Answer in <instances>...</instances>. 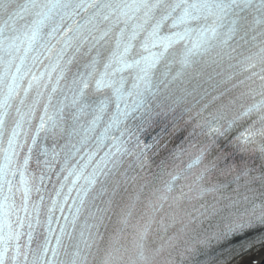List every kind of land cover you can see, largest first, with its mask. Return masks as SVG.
<instances>
[{
  "label": "snow or ice",
  "instance_id": "obj_1",
  "mask_svg": "<svg viewBox=\"0 0 264 264\" xmlns=\"http://www.w3.org/2000/svg\"><path fill=\"white\" fill-rule=\"evenodd\" d=\"M0 264H264V0H0Z\"/></svg>",
  "mask_w": 264,
  "mask_h": 264
},
{
  "label": "bare ground",
  "instance_id": "obj_2",
  "mask_svg": "<svg viewBox=\"0 0 264 264\" xmlns=\"http://www.w3.org/2000/svg\"><path fill=\"white\" fill-rule=\"evenodd\" d=\"M260 256H261L260 253H254L253 256L250 257V259H251V258H255V259L259 260V259H260Z\"/></svg>",
  "mask_w": 264,
  "mask_h": 264
}]
</instances>
